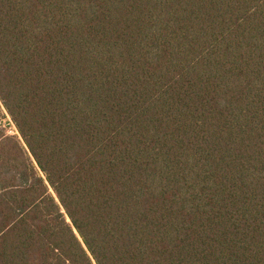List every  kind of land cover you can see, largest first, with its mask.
<instances>
[{
  "label": "trees",
  "instance_id": "trees-1",
  "mask_svg": "<svg viewBox=\"0 0 264 264\" xmlns=\"http://www.w3.org/2000/svg\"><path fill=\"white\" fill-rule=\"evenodd\" d=\"M0 264H264V0H0Z\"/></svg>",
  "mask_w": 264,
  "mask_h": 264
},
{
  "label": "rangeland",
  "instance_id": "rangeland-1",
  "mask_svg": "<svg viewBox=\"0 0 264 264\" xmlns=\"http://www.w3.org/2000/svg\"><path fill=\"white\" fill-rule=\"evenodd\" d=\"M6 120H8V118H7ZM6 120H5V121H6ZM6 122H7V121H6ZM5 125H6V129L8 130V132H9V133H13V127L10 126V125H8L7 123H5Z\"/></svg>",
  "mask_w": 264,
  "mask_h": 264
}]
</instances>
